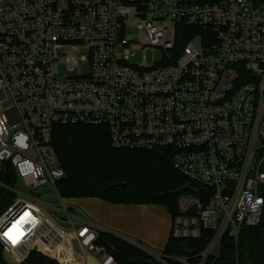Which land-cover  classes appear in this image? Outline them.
I'll use <instances>...</instances> for the list:
<instances>
[{
	"label": "built area",
	"instance_id": "obj_1",
	"mask_svg": "<svg viewBox=\"0 0 264 264\" xmlns=\"http://www.w3.org/2000/svg\"><path fill=\"white\" fill-rule=\"evenodd\" d=\"M66 124L105 126L114 147L171 148L173 167L208 192L204 203L178 197L170 237L213 230L194 263L210 264L226 232L237 240L263 214L264 0H0L3 264L32 252L120 264L97 244L102 228L56 188L65 173L52 134ZM22 218L13 244L4 233Z\"/></svg>",
	"mask_w": 264,
	"mask_h": 264
},
{
	"label": "trees",
	"instance_id": "obj_2",
	"mask_svg": "<svg viewBox=\"0 0 264 264\" xmlns=\"http://www.w3.org/2000/svg\"><path fill=\"white\" fill-rule=\"evenodd\" d=\"M187 37L181 38L182 44ZM52 142L65 173L56 183L64 198L96 197L112 204H158L174 217L180 195L194 194L201 197L202 203L207 197L205 187L173 167V151L169 147H114L107 127L86 124L56 125ZM261 169L264 171V162ZM260 189L264 196V185ZM213 234V230L202 229L199 238L169 237L161 252L167 264H180L174 260L178 257L197 263L198 254ZM97 244L106 247L120 264H162L133 243L106 231L99 232ZM263 258L264 207L260 222L242 226L237 240L227 232L224 234L219 255L210 264H259ZM3 263L0 247V264ZM22 264L57 263L32 252Z\"/></svg>",
	"mask_w": 264,
	"mask_h": 264
},
{
	"label": "crops",
	"instance_id": "obj_3",
	"mask_svg": "<svg viewBox=\"0 0 264 264\" xmlns=\"http://www.w3.org/2000/svg\"><path fill=\"white\" fill-rule=\"evenodd\" d=\"M103 231L161 252L171 234L172 215L158 204H112L96 197L71 198ZM134 240V241H133ZM86 264H100L88 257Z\"/></svg>",
	"mask_w": 264,
	"mask_h": 264
},
{
	"label": "rangeland",
	"instance_id": "obj_4",
	"mask_svg": "<svg viewBox=\"0 0 264 264\" xmlns=\"http://www.w3.org/2000/svg\"><path fill=\"white\" fill-rule=\"evenodd\" d=\"M130 34H133V38H134L135 40H140V37L138 36V33H137V30H136V29H131V30H130ZM77 55L79 56V55H81V53H78ZM143 55H144V52H143L142 50H139V51H137L134 55H132V56L130 57V60H131L132 62H134V63H141V62L143 61V58H142ZM146 56H147V60H148L149 62H150L152 59H154V60H159L160 57H161V51H160V49H155L153 52L148 51V52H146ZM83 71H84V72H87V71H88V66H87V64H86L85 62H83ZM67 73H68V71H66V70L64 69V66H63L62 64H60L59 67H58L57 77H58V78H63ZM45 196H46V195H43L42 197H45ZM45 198H47V197H45ZM48 198H49L50 200H52L50 197H48ZM133 241H134V240H133ZM139 244H141V243H139ZM141 245H143V244H141ZM143 246H144V245H143ZM144 247H146V246H144ZM146 248L152 250L153 252L155 251V250H153V249H151V248H149V247H146ZM156 252H158V251H156ZM158 253H161V254H162V252H158Z\"/></svg>",
	"mask_w": 264,
	"mask_h": 264
},
{
	"label": "snow or ice",
	"instance_id": "obj_5",
	"mask_svg": "<svg viewBox=\"0 0 264 264\" xmlns=\"http://www.w3.org/2000/svg\"><path fill=\"white\" fill-rule=\"evenodd\" d=\"M28 215H29L28 213H25V216ZM22 223H23V218L21 219V221H18L15 225H13L12 228L8 230V232L4 233L5 237L11 240L13 244H15L17 240L23 235V232L20 228V225Z\"/></svg>",
	"mask_w": 264,
	"mask_h": 264
}]
</instances>
